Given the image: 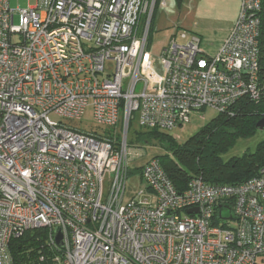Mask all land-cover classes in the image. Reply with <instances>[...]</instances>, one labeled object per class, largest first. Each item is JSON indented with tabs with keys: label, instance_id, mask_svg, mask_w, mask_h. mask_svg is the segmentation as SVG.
<instances>
[{
	"label": "built area",
	"instance_id": "1",
	"mask_svg": "<svg viewBox=\"0 0 264 264\" xmlns=\"http://www.w3.org/2000/svg\"><path fill=\"white\" fill-rule=\"evenodd\" d=\"M168 1L37 0L13 9L0 0V264H13L14 238L39 228L61 251L57 264H257L264 256V168L238 185L196 176L184 191L155 157L132 169L145 154L130 140L136 114L143 129L173 130L194 112L230 113L241 99L264 97L262 0H241L213 55L195 32L179 43L176 29L154 56L152 19ZM88 107L113 135L70 124ZM135 171L146 185L125 202Z\"/></svg>",
	"mask_w": 264,
	"mask_h": 264
},
{
	"label": "trees",
	"instance_id": "2",
	"mask_svg": "<svg viewBox=\"0 0 264 264\" xmlns=\"http://www.w3.org/2000/svg\"><path fill=\"white\" fill-rule=\"evenodd\" d=\"M177 2L181 6L182 0ZM260 18L259 80L264 92V0ZM149 40L151 43V33ZM262 118L264 97L259 102L241 99L232 106L230 113H218L215 119L184 144H179L176 137L162 133L159 129H144L145 132L139 133L138 138L141 135L151 137L166 150L165 154L155 158L159 159L179 191H184L190 180L196 176H202L205 182L211 185H238L258 176L264 168V139L255 153L232 158L228 162H225L221 155L237 138L251 135L258 130L256 125ZM48 233L47 228L31 229L14 238L9 245L13 264H57L55 258L61 251L49 244ZM41 257L44 259L41 260Z\"/></svg>",
	"mask_w": 264,
	"mask_h": 264
},
{
	"label": "rangeland",
	"instance_id": "3",
	"mask_svg": "<svg viewBox=\"0 0 264 264\" xmlns=\"http://www.w3.org/2000/svg\"><path fill=\"white\" fill-rule=\"evenodd\" d=\"M239 6L240 0H184L181 7L178 2L173 1L166 8H157L151 26V51L155 56H158L162 48L170 43L176 29H178L176 39L179 43H184L188 40L187 38L184 39L181 37L185 30L195 28L194 30H200L201 34H203L201 31L204 28L217 30L218 32L224 30L237 15ZM15 21L18 23V18ZM195 22H198L199 25L195 26ZM185 25L190 28L184 27ZM204 35L207 37L211 36L209 33ZM205 36H203L204 40L201 47L207 54L213 55L216 47L212 46L210 44L211 41H208V38ZM217 116L218 112L210 108L204 111L194 112L191 116V121L185 127H179L173 130H162V133L176 137L179 144H184ZM51 119L58 120L54 115H51ZM70 124L90 133L113 135L115 132L113 128L97 124L94 121L92 107L86 109L81 120L70 122ZM142 132H145V130L139 126L138 114H136L135 121L132 122L130 128V140H134L136 144L144 146L145 154L142 158L131 164L133 170L142 166V164L151 158L166 153V150L153 138L146 135H141L138 138V134ZM263 139L264 131L255 130L251 135L237 138L236 142L221 156L225 162H228L232 158H241L246 154L255 153L259 143ZM145 185L146 183L141 181L138 171L130 175L128 177L125 202L130 200ZM257 264H264V256L258 258Z\"/></svg>",
	"mask_w": 264,
	"mask_h": 264
},
{
	"label": "crops",
	"instance_id": "4",
	"mask_svg": "<svg viewBox=\"0 0 264 264\" xmlns=\"http://www.w3.org/2000/svg\"><path fill=\"white\" fill-rule=\"evenodd\" d=\"M173 1H176L177 2V0H169L168 1V4H167V7L169 6V4H170V2H173ZM36 2H37V0H25V1H13L12 2V0H10V6H11V8H13V9H19V8H25V7H28L29 5H35L36 4ZM183 3H184V0H182V4H181V6L183 5ZM180 6V7H181ZM240 6H241V0H240ZM240 6H239V9H238V13H237V15L235 16V18L232 20V22H231V24H229V26H227L224 30H220V32H218L217 30H209L208 28H204V29H202V33L203 34H201L200 33V30L198 31V29H197V31H195L194 29L195 28H193V29H189V31H192V32H195V33H197L200 37H201V41L203 42V36H205L204 34H211V36H209V37H207V36H205L206 38H208V41L210 40L211 41V45L212 46H215L216 47V50H215V52H217V50L219 49V47L221 46V44H222V42L224 41V39L228 36V34H229V32H230V30H231V28L235 25V23H236V21H237V18H238V15H239V11H240ZM199 25V23L197 22H195V26H198ZM184 27H187V28H190L189 26H184ZM211 33H210V32ZM202 42H201V46H202ZM167 46V45H166ZM166 46H164L163 48H162V50L166 47ZM203 49V48H202ZM162 50H161V52H162ZM152 52V51H151ZM160 52V53H161ZM153 53V52H152ZM154 55V54H153ZM159 55V54H158ZM155 56V55H154Z\"/></svg>",
	"mask_w": 264,
	"mask_h": 264
},
{
	"label": "water",
	"instance_id": "5",
	"mask_svg": "<svg viewBox=\"0 0 264 264\" xmlns=\"http://www.w3.org/2000/svg\"><path fill=\"white\" fill-rule=\"evenodd\" d=\"M256 126H257L258 130L264 131V118L260 119L257 122ZM197 211H198V209H191V210H188V213H195ZM55 239H56V242H57L58 246L61 247V248H64L65 241H64V236H63V230L62 229H59V230L56 231Z\"/></svg>",
	"mask_w": 264,
	"mask_h": 264
}]
</instances>
